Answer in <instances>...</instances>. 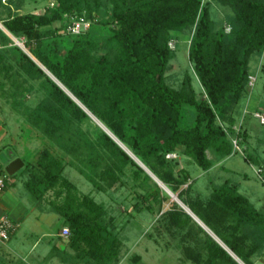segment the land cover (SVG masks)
I'll use <instances>...</instances> for the list:
<instances>
[{
	"label": "trees",
	"instance_id": "16d2710c",
	"mask_svg": "<svg viewBox=\"0 0 264 264\" xmlns=\"http://www.w3.org/2000/svg\"><path fill=\"white\" fill-rule=\"evenodd\" d=\"M51 1L53 6L48 3L41 11L24 12L27 0H0L2 27L21 39L57 82L0 29V72L12 69L6 63L9 53L15 55L18 72L25 78L22 83L14 81L12 101L28 92V79L40 80L43 96L33 108L24 107V113L32 130L58 153L45 149L31 161L11 163L27 173L24 187L35 201L52 192L49 212L61 218V229L69 230L65 245L73 254L57 247L51 252L59 250L55 256L65 264L121 261L123 241L112 229L113 218L105 205L81 194L63 170L74 167L94 190L104 193L114 191L128 166L134 167L135 181L154 179L135 157L224 247L173 201L167 211L170 222L180 229L190 224L188 237L194 246L184 247L188 260L254 264L252 257L259 251L264 254V213L228 181L212 186L204 199L190 198L188 172L178 166V157L166 155L179 153L208 171L213 166L208 151L220 161L232 154L233 138L238 146L247 141L246 131L234 128V111L249 89L251 59L264 53V0ZM212 3L230 10L222 23L212 18ZM71 17H84L89 29L79 35L61 33ZM55 23L59 25L54 27ZM174 33L189 35L188 60L200 93L187 72L177 88L166 82L167 66L174 57L175 43L169 47ZM260 71L264 88V63ZM4 87L0 81V89ZM86 111L132 157L99 127L91 138L81 127L89 119ZM245 158L253 160L249 154ZM157 184L149 195L153 199L161 191ZM9 186L7 181L4 190Z\"/></svg>",
	"mask_w": 264,
	"mask_h": 264
},
{
	"label": "rangeland",
	"instance_id": "374dc122",
	"mask_svg": "<svg viewBox=\"0 0 264 264\" xmlns=\"http://www.w3.org/2000/svg\"><path fill=\"white\" fill-rule=\"evenodd\" d=\"M46 5H48L47 0H27L23 11L38 12ZM229 12L228 8L212 3L211 16L217 23H222ZM58 25L59 23H55L54 27ZM1 30L11 39L12 45L22 51L26 50L21 39L12 37L3 27ZM16 40L24 48H20ZM172 41L175 43L174 57L167 66L166 82L177 88L184 73L187 72L194 79L196 93H200L202 89L197 78L194 77L192 63L188 60L189 35L174 33ZM26 52L28 53L27 50ZM7 54L6 63L12 69L0 72V81L5 84L4 89H0V167L4 175L12 176L9 170L17 169L14 165L11 167L14 160L31 161L45 149H49L54 155L58 153L42 135L32 130L24 113V107L33 108L43 96L39 89L40 80L28 79L25 84L28 92H23L16 102H13L12 95H15L12 91L13 83L14 81L22 83L25 78L18 72L15 55ZM262 63H264V53L259 58L251 59L250 70L256 75L255 86L243 92L234 111L237 128L241 131L245 130L248 134L247 141L239 144L240 151L233 148L232 154L220 161L208 151V158L213 160V166L208 171L200 169L188 157L178 153V166L185 169L190 177V198L204 199L211 193L212 186H219L228 181L257 210L264 213V184L256 174L258 168H264V125L253 117V112H261V108L258 109L255 102L264 103L263 79L260 71ZM88 116L89 119L84 120L81 127L91 138H95L98 127L106 129L94 117ZM223 127L226 128L224 125ZM232 137L233 135L228 136L230 140ZM247 154L251 155L253 160L246 159ZM137 162L141 165L139 161ZM133 171L134 167L128 166L120 183L114 187V191L104 193L94 190L74 167L66 166L63 176L72 182L81 194H89L97 202L105 205L108 216L113 218L112 229L123 241L121 261L118 264H194L184 255V247L193 245L191 237H188L191 231L190 224L180 229L170 222L167 214L170 203L179 201L177 195L169 189L171 193L160 187L158 198H151L149 195L155 190L154 183L157 184L159 180L157 182L150 172L154 179L149 175L150 180L146 182L142 179L135 181ZM26 179V172L21 170L15 173L9 180L13 181L14 185L9 186L0 195V212L18 225L17 231L8 241L0 242V264H65L55 256L60 253L59 250L51 252V236L60 226L59 216L55 213H47L48 200L53 198L52 192L47 191L43 201H35L24 187ZM143 196L147 198L146 201L143 200ZM163 196L169 197V200H165ZM139 207L140 211L137 210ZM58 238L61 241L62 237ZM57 246L69 255L73 254L62 243H58ZM51 253L53 256L49 255ZM252 260L254 264H264L263 252H257Z\"/></svg>",
	"mask_w": 264,
	"mask_h": 264
},
{
	"label": "built area",
	"instance_id": "2783aa9c",
	"mask_svg": "<svg viewBox=\"0 0 264 264\" xmlns=\"http://www.w3.org/2000/svg\"><path fill=\"white\" fill-rule=\"evenodd\" d=\"M48 3L50 6H53V2L51 0H49ZM89 27H90V22L84 17H78V18L71 17L68 25L61 33L69 34V35H79L81 33L86 32L89 29ZM224 28L226 32L229 31V27L226 24L224 25ZM169 47L174 48V42L170 41ZM255 82H256V75L250 74L248 76L247 87L249 89H252L255 86ZM253 117L257 119L261 125H264V113L260 111H255L253 112ZM232 144H233V148L236 151H240L237 138L232 139ZM177 157L178 156L176 153H170L166 155L167 159H176ZM256 174L258 178L260 179V181L264 184V168H258L256 170ZM5 184H6V175H4L2 171L0 170V195L2 194L5 188ZM17 228H18V225L14 221L9 219L7 215L1 214L0 215V242L5 243L6 241H8L11 235L15 233ZM68 236H69V230L66 227L62 228L60 232V237L66 239Z\"/></svg>",
	"mask_w": 264,
	"mask_h": 264
},
{
	"label": "crops",
	"instance_id": "0c3cea01",
	"mask_svg": "<svg viewBox=\"0 0 264 264\" xmlns=\"http://www.w3.org/2000/svg\"><path fill=\"white\" fill-rule=\"evenodd\" d=\"M250 100H251V99H250ZM258 102H259V101L255 102L256 105H257L256 107H257L258 109L261 108V112H264V106H263L264 103L260 102V104H258ZM262 107H263V108H262ZM239 123H240V122H239ZM239 126H241V124H239ZM237 127H238V126H237V124L235 123L234 128L238 129ZM14 161H15V160H14ZM9 166H11V164L8 165V167H9ZM14 166H15V165H14ZM14 166L12 165L11 167H14ZM9 168H10V167H9ZM9 171H10L9 173H10L12 176H8V175H6V182L8 181V183H10V184L13 186V185H14V184L12 183L13 181L10 182L9 180H10V178H13V175H14L15 173L19 172L20 170L17 171V169L11 168V170H9ZM188 211H189V210H188ZM47 213H51V212H49V210H48ZM190 213H191V212H190ZM1 214H3V213L0 212V215H1ZM59 222H60V226H59L58 228H56L55 233L52 234V236H51V237H52V240L50 241V246H51L52 248H53V247H57V248H59V247L57 246L58 243H62L63 246H66V245H65V242H66L65 239L62 238L61 241H60L59 238H58V237H60V236H58V232L62 230V229H61V223H62L61 218H60V221H59ZM15 223H17V222H15ZM202 224H203V223H202ZM60 229H61V230H60ZM207 229H208V228H207ZM208 230H209V229H208ZM16 231H17V230H16ZM16 231H15V232H16ZM12 236H13V235H11V237H12ZM11 237H10V238H11ZM218 241H219V240H218ZM219 242H220V241H219ZM220 244H221V243H220ZM221 245H222V244H221ZM34 246H35V244H34ZM34 246H33V247H34ZM52 248H51V249H52ZM59 249H60V248H59ZM230 255L233 257V255H232L231 253H230ZM233 258H234V257H233Z\"/></svg>",
	"mask_w": 264,
	"mask_h": 264
},
{
	"label": "water",
	"instance_id": "95a60500",
	"mask_svg": "<svg viewBox=\"0 0 264 264\" xmlns=\"http://www.w3.org/2000/svg\"><path fill=\"white\" fill-rule=\"evenodd\" d=\"M2 28V25L0 26V29ZM10 35V34H9ZM21 48V47H20ZM24 51V53H26L37 65H39L38 64V62L29 54V53H27L26 52V50H23ZM39 67L45 72V73H47V75L51 78V79H53V81L54 82H56L55 80H54V78L48 73V72H46V70L42 67V66H40L39 65ZM57 83V82H56ZM59 85V84H58ZM76 103H77V105H79L80 107H82L76 100H74ZM86 113L88 114V115H90V116H92L91 114H89L87 111H86ZM93 117V116H92ZM122 149H124L123 147H122V145L111 135V134H109L106 130H104ZM126 151V150H125ZM127 152V151H126ZM128 154H129V152H127ZM130 155V154H129ZM131 156V155H130ZM132 157V156H131ZM139 165V164H138ZM140 167H142L143 169H144V167L143 166H141V165H139ZM145 170V169H144ZM158 185V184H157ZM159 186V185H158ZM175 202L199 225V226H201L202 227V229L210 236V237H212V239L213 240H215L217 243H219L220 244V242L218 241V239L193 215V214H191L189 211H187V210H185V208L183 207V206H181V204L177 201V200H175ZM222 246V245H221ZM223 247V246H222ZM224 248V247H223ZM230 254V253H229ZM235 259V258H234ZM236 260V259H235ZM237 261V260H236ZM239 264H242V263H240L239 261H237Z\"/></svg>",
	"mask_w": 264,
	"mask_h": 264
},
{
	"label": "bare ground",
	"instance_id": "6f19581e",
	"mask_svg": "<svg viewBox=\"0 0 264 264\" xmlns=\"http://www.w3.org/2000/svg\"><path fill=\"white\" fill-rule=\"evenodd\" d=\"M17 42V43H16ZM16 44L19 46V47H21V48H24L23 47V45L20 43V42H18L17 40H16ZM103 127V126H102ZM123 147V146H122ZM127 152H129L127 149H125ZM129 154H131L130 152H129ZM134 159H136L135 157H134ZM137 160V159H136ZM138 161V160H137ZM140 162V161H139ZM141 166H143L142 164H141ZM144 167V166H143ZM144 169L146 170V171H148V173L150 174V175H152L151 173H150V171L146 168V167H144ZM155 177V176H154ZM156 178V177H155ZM157 179V178H156ZM157 182H158V179H157ZM160 185H161V187H163L165 190H167L169 193H171L169 190H168V188L162 183V182H158ZM178 201V200H177ZM179 202V201H178ZM180 203V202H179ZM181 204V206H183L184 207V205L182 204V203H180ZM185 208V207H184ZM185 210H186V208H185ZM188 211V210H187ZM190 212V211H189Z\"/></svg>",
	"mask_w": 264,
	"mask_h": 264
}]
</instances>
